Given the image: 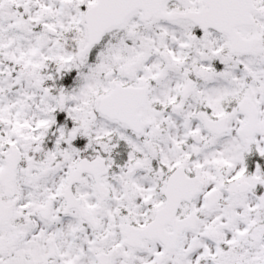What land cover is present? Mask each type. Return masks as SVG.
<instances>
[{
	"label": "snow or ice",
	"instance_id": "snow-or-ice-1",
	"mask_svg": "<svg viewBox=\"0 0 264 264\" xmlns=\"http://www.w3.org/2000/svg\"><path fill=\"white\" fill-rule=\"evenodd\" d=\"M0 264H264V0H0Z\"/></svg>",
	"mask_w": 264,
	"mask_h": 264
}]
</instances>
